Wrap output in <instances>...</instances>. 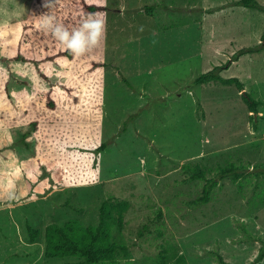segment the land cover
Segmentation results:
<instances>
[{
	"label": "rangeland",
	"instance_id": "374dc122",
	"mask_svg": "<svg viewBox=\"0 0 264 264\" xmlns=\"http://www.w3.org/2000/svg\"><path fill=\"white\" fill-rule=\"evenodd\" d=\"M85 1L105 9L0 0V264L78 260L46 256L45 227L95 224L105 199L129 203L113 229L129 246L117 264H174L179 254L188 264H219L216 254L264 264L253 263L264 241V0ZM46 17L70 38L90 18L105 25L96 45L85 30L82 54L53 58L68 47L41 26ZM18 51L38 63L1 58ZM216 65L243 89L194 81ZM27 130L30 148L17 143ZM185 163L245 174L220 179L195 206L204 180L187 178Z\"/></svg>",
	"mask_w": 264,
	"mask_h": 264
},
{
	"label": "trees",
	"instance_id": "16d2710c",
	"mask_svg": "<svg viewBox=\"0 0 264 264\" xmlns=\"http://www.w3.org/2000/svg\"><path fill=\"white\" fill-rule=\"evenodd\" d=\"M238 5L244 7H255L262 8L257 0H237ZM81 4L84 9L90 13L105 9L104 5L88 3L85 0H81ZM148 12H150L152 6H147ZM264 38V32H263ZM254 48L243 47L239 49V52H250ZM74 52L66 48V50H59L50 57L65 56L67 58L73 57ZM2 59L6 60H17V61H31L38 63L39 60L29 59L28 57L16 52L13 56H1ZM52 59V58H47ZM101 65V64H98ZM226 64H224L225 66ZM216 65L213 68L200 73L194 78L197 83L209 82V81H220L222 83H234L237 89H243V83L237 76H223L218 70L221 67ZM38 67V66H37ZM39 69V68H38ZM40 74L43 77H47L44 72ZM5 91L10 98L8 86L6 85ZM242 99L252 112H257V100L254 99L251 94L244 91L241 94ZM47 97L48 106L53 107L55 105L54 99L51 96ZM250 117H253L251 114ZM35 123V122H33ZM30 132L28 130L23 132V135L18 140V144L26 148H30V141L27 136ZM103 147L104 144H101ZM264 166V163L262 164ZM239 166L235 164H228L218 168V173L215 176H207L205 169L200 164L185 163L183 169L187 173L189 179H203L202 192L197 197L190 200L191 205H198L206 203L211 198V192L213 188L219 183V180L231 176L234 181L238 180L240 175L245 173H238L236 169ZM244 168V167H243ZM262 169V168H261ZM186 179V178H185ZM129 207V203L126 200H111L105 199L102 201L99 208V220L93 224H83L78 218H69L62 224L51 222L45 227V255L48 257H63V256H77L79 259L76 261H64L62 264H117L120 258L127 257L129 254V246L126 243H122L114 238L113 229H121L124 224V214ZM158 216L161 214V210H157ZM146 227V226H145ZM27 230L29 232L31 240L36 238L38 229L33 228L27 223ZM141 233V232H140ZM217 261L219 264H228L220 254H216ZM264 257V241L259 248L258 254L256 255L253 263L261 260ZM252 263V262H251ZM174 264H188L185 256L179 254L175 258Z\"/></svg>",
	"mask_w": 264,
	"mask_h": 264
},
{
	"label": "clouds",
	"instance_id": "9594fccd",
	"mask_svg": "<svg viewBox=\"0 0 264 264\" xmlns=\"http://www.w3.org/2000/svg\"><path fill=\"white\" fill-rule=\"evenodd\" d=\"M104 25V20H92L90 18L83 23L81 30L75 31L70 38L69 33L63 28L62 25L53 26L51 17H46L41 23L42 27L51 29L52 34L60 41L65 42L68 49L73 51L76 55H80L84 51H86L84 44L85 30H87L88 33L87 41L90 42L91 45H96L99 41L100 36L103 34Z\"/></svg>",
	"mask_w": 264,
	"mask_h": 264
}]
</instances>
